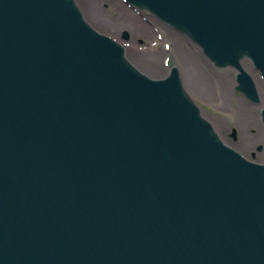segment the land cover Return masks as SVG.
<instances>
[{
	"label": "water",
	"instance_id": "95a60500",
	"mask_svg": "<svg viewBox=\"0 0 264 264\" xmlns=\"http://www.w3.org/2000/svg\"><path fill=\"white\" fill-rule=\"evenodd\" d=\"M127 1L261 102L242 61L264 79V0ZM91 25L75 0H0V264H264V164L176 67L151 78Z\"/></svg>",
	"mask_w": 264,
	"mask_h": 264
},
{
	"label": "rangeland",
	"instance_id": "374dc122",
	"mask_svg": "<svg viewBox=\"0 0 264 264\" xmlns=\"http://www.w3.org/2000/svg\"><path fill=\"white\" fill-rule=\"evenodd\" d=\"M88 1H94L98 7V14L101 13L99 20L89 14ZM77 2L88 17V20H92V24L96 25L100 31L121 40V43L125 44L126 48L132 46L133 49L129 48L128 50L129 52L132 50L137 53V58L143 59V53L151 51L158 53L156 56L160 59L161 64L163 63L164 65L159 71L147 68L139 61H133L127 52L130 61L134 62L150 76L161 77L167 73L166 57L172 54L174 60L177 61L174 52H176L180 41L183 45L182 48L192 56L193 60L199 62L204 78L207 79L210 86L212 85L211 95L208 97L195 92L191 85H188L184 69L181 68L180 63L177 61V66L181 71L186 87L190 89V95L196 97V101L199 104L204 105V114H210L211 120L215 122L216 130L218 133L223 134V140L227 144L235 145L236 150L241 151L243 155L253 160L264 162V125L261 118V109L264 105V83L260 72L255 69L252 62L244 61V67L252 75H256V78H259L261 82L260 103H253L234 88V83H237L236 70L234 68H219L211 65V61L205 57L201 49L188 37L173 30L149 13H139V10L130 7L123 0H77ZM119 11H128L131 15L137 17L141 23L150 28V35L135 37L137 32L134 30V23L126 22ZM125 32H128L129 35L127 40L123 38ZM225 75L228 79V82L224 81L227 86L226 92L222 87V76ZM247 112L250 113L246 114ZM233 129L236 130V139L231 136Z\"/></svg>",
	"mask_w": 264,
	"mask_h": 264
},
{
	"label": "bare ground",
	"instance_id": "6f19581e",
	"mask_svg": "<svg viewBox=\"0 0 264 264\" xmlns=\"http://www.w3.org/2000/svg\"><path fill=\"white\" fill-rule=\"evenodd\" d=\"M87 8L89 9V14L92 15L93 18H95V19L98 18L96 20L100 19L101 13L98 14L99 10H98V7L95 5L94 1H91V2L88 1ZM119 12L122 14V18H124V20L126 22H128V23L133 22L134 23V30L137 32V35H135V37L140 36V35L141 36H144V35L149 36L150 35V33H149L150 28L148 26L144 25L143 23H141L137 19V17L131 15L128 11H123V12L119 11ZM84 15H85L86 19L88 20V17L86 16L85 13H84ZM88 21L91 23L92 20L91 21L88 20ZM113 24H115V23H113ZM92 26L95 27L98 31H100V29L96 25L92 24ZM182 47H183V45L179 41L178 47L176 48V52H174V53H175V56L177 58L178 63H180V65H181V68L184 69V74L188 80V85L190 84L191 88L195 92L201 94L202 96H204V97L210 96L212 85L210 86L207 79L204 78V75L201 72V68L199 66V62L193 60L192 56L186 50H184ZM129 48H132V46H130ZM129 48L128 47L126 48V45H125L126 54L128 52L129 56H131V59L133 61L134 60L139 61L143 66H145L147 68H152V69L157 70V71H159L160 69H162L164 67L163 63L161 64L158 56H156V54H158L157 52L153 53L151 51V52L143 53L144 57H143V59H140V58H137V56H136L137 53H135L134 51L130 50V52H129V50H128ZM127 58H128V56H127ZM173 59H174V57H173ZM177 61L174 60L176 66H177ZM170 69H171V67L169 66V67H167L166 71L168 72ZM178 69H179V67H178ZM180 74H181V71H180ZM252 76L254 77V79L258 85V89L260 91V96H261V90H262L261 82H260L259 78H256V75H252ZM224 81L228 82L226 75L222 76V87H223L224 91L226 92L227 86L224 84ZM183 82H184V80H183ZM211 84H212V82H211ZM184 85L186 87L185 82H184ZM248 113H250V112H247L246 114H248Z\"/></svg>",
	"mask_w": 264,
	"mask_h": 264
}]
</instances>
